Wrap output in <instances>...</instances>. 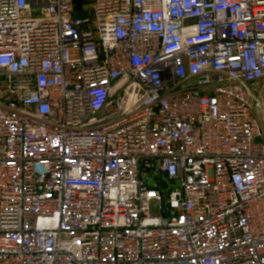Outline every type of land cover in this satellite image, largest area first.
<instances>
[{"label":"built area","instance_id":"2783aa9c","mask_svg":"<svg viewBox=\"0 0 264 264\" xmlns=\"http://www.w3.org/2000/svg\"><path fill=\"white\" fill-rule=\"evenodd\" d=\"M0 264H264V0H0Z\"/></svg>","mask_w":264,"mask_h":264},{"label":"water","instance_id":"95a60500","mask_svg":"<svg viewBox=\"0 0 264 264\" xmlns=\"http://www.w3.org/2000/svg\"><path fill=\"white\" fill-rule=\"evenodd\" d=\"M150 185H152V184H150Z\"/></svg>","mask_w":264,"mask_h":264}]
</instances>
